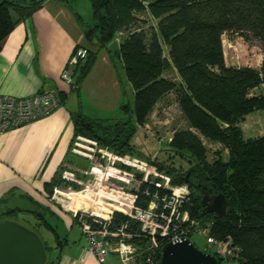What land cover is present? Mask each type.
Returning a JSON list of instances; mask_svg holds the SVG:
<instances>
[{"label": "trees", "instance_id": "1", "mask_svg": "<svg viewBox=\"0 0 264 264\" xmlns=\"http://www.w3.org/2000/svg\"><path fill=\"white\" fill-rule=\"evenodd\" d=\"M43 1L0 0V45L14 26L30 17ZM89 1L92 22L87 24L79 17L87 40L96 39L102 48L117 33L125 32L114 54L122 62L132 101L121 105L124 117L120 121L107 125L102 120L74 114L75 134L96 138L116 152L133 156V131L146 121L160 97L175 90L188 128L174 132L168 144L172 156L186 159L188 169L157 159L154 163L166 170L172 183L189 186L191 205L187 208L192 217L212 220L215 238H232L240 249L237 264H264V134L244 138L239 126L249 113L264 110V0ZM145 8L156 20L155 29L149 32L132 28L135 14ZM226 31L258 40L262 53L258 68L226 65L222 50ZM162 43L167 46L168 56L163 55ZM93 61L94 55L87 50L86 58L75 65L72 90L78 89ZM170 66L180 77L179 83L163 76ZM253 89L259 92L250 95ZM195 132L220 143L227 158L217 156L209 161ZM58 181L59 178L54 180L50 193ZM208 191L226 198L230 204L226 215L217 218L202 211L200 200ZM19 214L38 220L33 223L35 227L53 229L38 210L9 209L0 213V220Z\"/></svg>", "mask_w": 264, "mask_h": 264}, {"label": "crops", "instance_id": "2", "mask_svg": "<svg viewBox=\"0 0 264 264\" xmlns=\"http://www.w3.org/2000/svg\"><path fill=\"white\" fill-rule=\"evenodd\" d=\"M77 2L44 0L0 45V94L19 98L51 91L60 99L48 114L0 133V213L47 208L52 214L59 212L71 226L72 219L51 204L48 195L63 164L85 166L84 160L69 152L76 131L73 115L81 113L107 125L113 123L110 115L121 114L124 87L128 90L130 84L127 80L124 84L122 62L114 54L118 45L113 42L100 48L96 39L85 38ZM79 47L93 54L94 61L78 89L72 90L60 73ZM129 92L132 101L131 86ZM57 237L60 243L55 239L47 264H120L114 254L99 262L80 238Z\"/></svg>", "mask_w": 264, "mask_h": 264}, {"label": "built area", "instance_id": "3", "mask_svg": "<svg viewBox=\"0 0 264 264\" xmlns=\"http://www.w3.org/2000/svg\"><path fill=\"white\" fill-rule=\"evenodd\" d=\"M117 34L113 40L118 45ZM86 56V48L75 49L61 70V79L70 87L72 67ZM59 104L51 91L19 98L0 94V133L46 115ZM69 152L86 165L63 164L48 200L78 226L99 262L114 254L120 264H159L165 243L187 238L194 244L197 236L203 239L202 251L219 257L221 264H237L239 247L230 236L215 238L212 220L191 216L189 186L172 183L166 170L154 163L156 157L122 154L80 133L74 135Z\"/></svg>", "mask_w": 264, "mask_h": 264}, {"label": "rangeland", "instance_id": "4", "mask_svg": "<svg viewBox=\"0 0 264 264\" xmlns=\"http://www.w3.org/2000/svg\"><path fill=\"white\" fill-rule=\"evenodd\" d=\"M75 5L76 9L82 15L83 20L88 24L91 23V4L89 0H77ZM136 22L133 23L132 28L143 29L147 32L155 29L156 20L152 18L149 14L148 9L145 8L144 11H139L135 14ZM125 36V32L122 34H117L118 40H121ZM113 42L117 44L116 40L110 42L113 45ZM163 55H167V46L162 43ZM222 50L224 61L226 65L245 67L249 66L252 68H258L261 63L262 53L260 49V43L257 39L253 38L250 35H244L237 32L226 31L222 35ZM113 54V53H112ZM163 76L175 83H179L180 77L173 67H168L164 70ZM124 84H126V79H124ZM128 90L124 87V100L123 103H130L131 97ZM259 89L251 90V94L258 93ZM124 117L123 112L116 117L110 115V121H118ZM121 118V119H120ZM239 126L242 129V135L244 138L256 137L264 134V110H257L249 113L245 116L244 120L239 123ZM188 122L184 115L182 114L180 107L178 105V95L175 90H170L160 97L154 104L152 110L150 111L146 121L142 125H138L131 135V142L135 146L134 157H139L141 159H146V157L153 158L156 157L158 161H168L173 163L175 167H179L182 170H187L189 163L185 158H182L178 155H173L169 148V140L174 132L187 129ZM192 131H195L193 128H190ZM197 135L200 137L202 143L206 148V155L209 161H212L217 156H221L223 160L227 158V151L223 146L218 142L210 141L206 138H203L200 134ZM139 154H138V153ZM130 155V154H129ZM136 155V156H135ZM170 156H172L170 158ZM83 165H86V162L83 161ZM45 220L48 221L53 229H49L42 226H33V223L38 222V220L23 215L10 216L4 219H11L19 224L30 228L33 230L43 242L49 247L48 255L50 250H53L56 245L55 242V233L59 235L60 238H67L70 240L72 238H80L85 241L84 237L81 235L80 230L76 224L69 226L68 222H64L61 218L59 212L50 213L47 209L44 211ZM56 230V231H55ZM195 246L198 248L202 247L203 239L199 237L193 238ZM48 262V260H47ZM46 262V264H47Z\"/></svg>", "mask_w": 264, "mask_h": 264}, {"label": "water", "instance_id": "5", "mask_svg": "<svg viewBox=\"0 0 264 264\" xmlns=\"http://www.w3.org/2000/svg\"><path fill=\"white\" fill-rule=\"evenodd\" d=\"M200 204L205 214L217 218L230 209L222 194L210 191L203 193ZM46 259V245L33 230L11 219L0 220V264H45ZM159 264H219V261L214 254L183 238L162 246Z\"/></svg>", "mask_w": 264, "mask_h": 264}]
</instances>
